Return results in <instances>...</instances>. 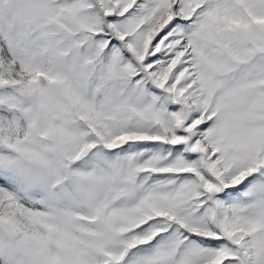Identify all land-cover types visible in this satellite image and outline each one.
I'll list each match as a JSON object with an SVG mask.
<instances>
[{
	"label": "snow or ice",
	"instance_id": "snow-or-ice-1",
	"mask_svg": "<svg viewBox=\"0 0 264 264\" xmlns=\"http://www.w3.org/2000/svg\"><path fill=\"white\" fill-rule=\"evenodd\" d=\"M0 264H264V0H0Z\"/></svg>",
	"mask_w": 264,
	"mask_h": 264
}]
</instances>
